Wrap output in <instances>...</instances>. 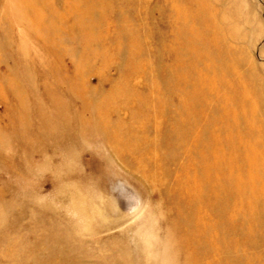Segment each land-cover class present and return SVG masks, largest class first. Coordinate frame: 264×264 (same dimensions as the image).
<instances>
[{"label": "rangeland", "instance_id": "1", "mask_svg": "<svg viewBox=\"0 0 264 264\" xmlns=\"http://www.w3.org/2000/svg\"><path fill=\"white\" fill-rule=\"evenodd\" d=\"M0 264H264V0H0Z\"/></svg>", "mask_w": 264, "mask_h": 264}]
</instances>
